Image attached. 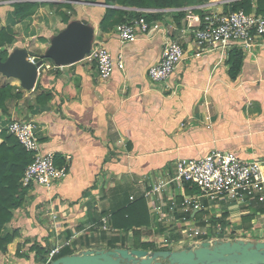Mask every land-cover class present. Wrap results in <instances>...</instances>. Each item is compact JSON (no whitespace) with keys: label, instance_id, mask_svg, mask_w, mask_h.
<instances>
[{"label":"crops","instance_id":"obj_1","mask_svg":"<svg viewBox=\"0 0 264 264\" xmlns=\"http://www.w3.org/2000/svg\"><path fill=\"white\" fill-rule=\"evenodd\" d=\"M73 2L77 4L75 21L58 34L50 30L49 6L14 24V9L0 0V28L14 27L17 38L29 47V58L37 54L46 58L56 40L76 24L92 31L91 47H106L115 65L113 76L103 80L95 65L80 62L58 70L59 65L46 58L32 90L0 74V88L11 87L13 96L4 110L0 108V145L11 121H33L41 152L53 154L57 165L68 166L69 173L51 188L28 190L6 226V233L18 230L20 238L7 253H0V264H44L55 246L72 250L74 255L109 251L107 241L115 237L128 241V250H142L134 249L132 232L113 229L114 233L107 234L90 226L107 218L112 227L111 216L133 203L131 197L143 199L148 181L172 174L179 159L196 160L221 151L264 166L262 41L250 51L234 48L228 55L212 51L198 57L193 38L179 32L184 23L175 9L151 22L149 33L139 35L136 43L123 44L116 27L101 30L109 8L105 0ZM173 37L182 44L184 59L167 84H155L149 69L161 61L164 45ZM235 54L241 63L233 77ZM177 194L179 203L172 211L166 200ZM182 195L192 200L187 208L182 206ZM199 196L197 188L185 184L173 185L157 211L145 200L151 226L140 234V243H169L171 251L200 246L209 237L190 239L188 231L206 222L213 226L211 234H216L217 227L227 232L224 242L229 237L264 242V203L211 201Z\"/></svg>","mask_w":264,"mask_h":264},{"label":"built area","instance_id":"obj_2","mask_svg":"<svg viewBox=\"0 0 264 264\" xmlns=\"http://www.w3.org/2000/svg\"><path fill=\"white\" fill-rule=\"evenodd\" d=\"M176 11H183L185 14L184 25L179 32L193 38L198 57L202 53L212 51H220L223 55H228L234 48L250 51L257 46L258 40L264 43V15H258L255 12L247 14L244 11L217 13L210 12L209 9L191 7ZM137 12L142 13V16L115 28L118 39L123 44L136 43L139 35L148 34L151 23L147 21L146 15L161 11L138 10ZM183 59L184 50L179 39L169 38L164 45L161 61L149 69L150 80L155 84H167L174 77ZM30 61L33 62V58ZM82 62L95 65L99 77L103 80L113 76L115 70L113 55L104 46L91 47ZM64 68L66 67H57L58 70H64ZM37 129L35 122L18 119L11 121L7 128V134L15 137L33 159L21 179L22 187L25 189H31L34 186L51 188L63 182L69 174L68 166H58L53 154L45 155L41 152ZM148 182V188L142 198L150 202L153 211L159 209V202L165 200L166 193L173 185L183 187L185 184L197 188L200 191V198L211 201L225 199L246 203L258 200L264 203L262 162H247L232 152L213 151L196 160L179 159L176 161L172 174L159 176L156 180L150 179ZM178 197H180L178 194L170 195L166 200L172 211L178 206ZM181 197L183 198L182 206L187 208L192 204L191 198L185 195ZM130 201L134 202L135 198L131 197ZM94 227L107 234L115 232L107 218L102 219L96 226H90V228ZM212 228V224L206 222L204 227L189 230V238L209 237L210 240H204L201 244L223 241L227 232L223 234L222 229L217 227L216 234H211L209 230ZM69 245L67 243L66 247ZM63 248L55 246L47 255L44 264H52Z\"/></svg>","mask_w":264,"mask_h":264},{"label":"trees","instance_id":"obj_3","mask_svg":"<svg viewBox=\"0 0 264 264\" xmlns=\"http://www.w3.org/2000/svg\"><path fill=\"white\" fill-rule=\"evenodd\" d=\"M13 4V20L14 24H21L27 19L33 17L37 11L43 6H58V3L43 2L45 0H15ZM48 1V0H46ZM88 1V0H87ZM42 2V3H41ZM193 0H105V5L109 8L101 20V30L109 32L121 24H126L136 18L142 16L138 10H159L160 13L148 14L146 19L149 23L160 20L161 15L167 10H183L195 5ZM256 3V4H254ZM67 8L71 6L66 5ZM135 11H129V10ZM244 11L247 14L255 12L258 15H264V0H240L233 4L230 11L225 13ZM179 18L185 17L183 11H178ZM201 13V12H200ZM17 33L12 26L5 27L0 30V59L7 62L9 47L16 42ZM46 59L45 57H42ZM234 65L231 69L232 76H236L240 70L241 57L235 54ZM11 87L0 88V108L5 109V102L11 100ZM3 143L0 145V253H7L9 246L14 244L20 238V232L14 230L12 233H6V226L12 221L13 211L20 208L24 203L28 190L22 187L21 179L32 163L33 159L28 154L19 141L8 135L2 134ZM111 224L113 229L117 231L132 232L134 235V249L150 250L154 246L150 243H140V234L148 231L151 226V219L147 202L139 199L133 203H129L125 208L117 211L111 216ZM105 241L107 238L104 235ZM128 241L115 237L107 241L108 250L128 249ZM159 251H171V249L163 248ZM74 255L69 249L62 250L58 258ZM57 258V259H58ZM46 261V259L44 260ZM43 261V262H44Z\"/></svg>","mask_w":264,"mask_h":264},{"label":"water","instance_id":"obj_4","mask_svg":"<svg viewBox=\"0 0 264 264\" xmlns=\"http://www.w3.org/2000/svg\"><path fill=\"white\" fill-rule=\"evenodd\" d=\"M86 24V21L83 22ZM92 31L79 25L69 27L65 35L56 40L46 55L59 66H72L82 62L91 50ZM25 50L16 52L7 62L0 59V74L19 80L26 90L35 88L44 60L33 62ZM52 264H264V242L244 240L204 242L180 251L115 249L86 251L56 259Z\"/></svg>","mask_w":264,"mask_h":264},{"label":"rangeland","instance_id":"obj_5","mask_svg":"<svg viewBox=\"0 0 264 264\" xmlns=\"http://www.w3.org/2000/svg\"><path fill=\"white\" fill-rule=\"evenodd\" d=\"M52 1L54 3H57L60 0L59 1L52 0ZM73 1L74 0H61L60 3H58V6H56V7L49 6L48 7L50 18L52 20V24L50 26L51 31L57 30V31H59L58 34H60L63 31V29H65L66 27L71 25V23H73L75 21L74 16L76 14L74 13V4L75 5H77V4ZM193 1H195L193 3L195 5H198V6H193L191 8H201V9H206V10L209 9L210 12H217L218 13V12L230 11L233 7V4L236 2H239L240 0H193ZM242 1H245V0H242ZM254 1L256 2V0H254ZM15 2H16L15 0H4V3H5L4 5L12 6V8H13V6H14L13 4ZM254 4H256V3H254ZM66 5H69L71 7L67 8ZM165 12L166 13H163V14H165V15L170 14V12H168V11H165ZM178 14H181V13H178ZM182 21L184 23V17L182 18ZM3 28H5V27L0 28V30ZM54 32H56V31H54ZM56 34H54L53 37H56ZM51 35L52 34H50V36ZM43 41H44V39H43ZM24 46H25V44L21 43V40L16 38V42H14L9 47H6V50L5 49H2V50L8 52V58L10 59L18 51L26 50V52L28 53L29 47L27 48ZM33 52H35V51H33ZM33 52L31 51V54ZM36 57H40V56L37 54ZM238 239H239V237H238ZM226 240L234 241L235 239L229 237V238H226ZM169 245H170L169 243H159L157 246H154L152 249H150L148 251H151V253H153V252H155L154 251L155 248H157L156 251H159L163 248L171 249V247H169ZM129 249H131V248H129ZM172 250L176 251V250H178V247H176Z\"/></svg>","mask_w":264,"mask_h":264}]
</instances>
